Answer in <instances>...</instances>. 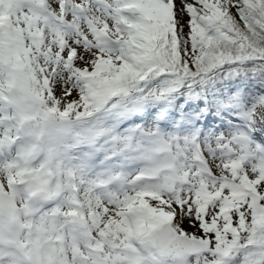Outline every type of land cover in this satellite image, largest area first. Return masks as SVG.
<instances>
[{
	"label": "snow or ice",
	"instance_id": "obj_1",
	"mask_svg": "<svg viewBox=\"0 0 264 264\" xmlns=\"http://www.w3.org/2000/svg\"><path fill=\"white\" fill-rule=\"evenodd\" d=\"M0 264H264V0H0Z\"/></svg>",
	"mask_w": 264,
	"mask_h": 264
}]
</instances>
